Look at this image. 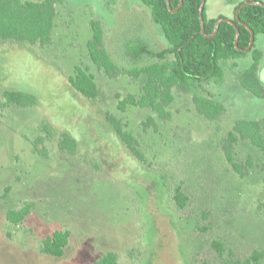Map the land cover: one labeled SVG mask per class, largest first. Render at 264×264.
I'll use <instances>...</instances> for the list:
<instances>
[{
  "label": "rangeland",
  "instance_id": "rangeland-1",
  "mask_svg": "<svg viewBox=\"0 0 264 264\" xmlns=\"http://www.w3.org/2000/svg\"><path fill=\"white\" fill-rule=\"evenodd\" d=\"M61 1L50 47L0 41V264H93L106 252L119 253L120 264H221L213 240L240 259L264 250V154L240 141L236 161L253 162L241 177L222 151L239 120L264 118V97L226 72L223 85L208 88L228 110L217 123L196 111L191 95L179 93L169 108L171 120L149 109L120 112L116 96H140L147 76L109 79L97 70L87 50L90 21L105 25L107 51L128 69L154 61L146 49L161 53L169 47L162 28L139 0ZM246 1L264 3L207 0V18L233 19ZM255 49L264 53V35L256 37ZM253 63L249 54L225 69L235 65L244 72ZM76 66L95 74L97 100L71 86ZM260 67L264 88V56ZM6 90L31 94L37 103L7 107ZM108 114L138 138L144 163L120 141ZM150 116L157 129L145 131L142 123ZM64 135L76 141L73 155L59 148ZM35 143L47 158L34 153ZM177 185L189 197L184 210L172 198ZM27 203L35 205L23 223L8 221L9 210ZM59 230L71 232L65 255L42 253L44 239Z\"/></svg>",
  "mask_w": 264,
  "mask_h": 264
},
{
  "label": "trees",
  "instance_id": "trees-1",
  "mask_svg": "<svg viewBox=\"0 0 264 264\" xmlns=\"http://www.w3.org/2000/svg\"><path fill=\"white\" fill-rule=\"evenodd\" d=\"M152 11L153 21L159 25L169 43V47L161 53H155L146 49L145 53L154 61L143 67L128 69L117 64L110 56L106 48L105 25L92 19L90 26L92 37L87 42V50L90 60L97 70L103 71L109 79L118 78L121 75H129L139 78L147 76V82L143 86L140 96L128 94L118 100L117 109L126 112L130 107L151 110L160 120H171L169 108L176 100V93L191 95L196 111L206 120L217 123L228 113L224 104L217 102L208 88L215 85H223L226 82V72H231L241 86L253 95L264 97V88L260 81V61L264 53L255 49L244 52L251 42V32L238 24L240 36L238 47L236 45L237 31L228 22H222L216 35L207 38L202 33L200 7L202 0H183L181 8L173 13L169 10L166 0H139ZM61 0H44L33 2L29 0H0V41H14L27 43L32 46L48 48L53 45L56 20ZM173 9L180 6L181 0H170ZM243 3L236 7V11ZM205 30L212 34L216 28L217 19H208L206 6L204 10ZM240 20L248 25L258 35H264V7L249 5L239 14ZM237 22L236 16L233 18ZM249 54L254 59L253 65L244 72H237L236 66L228 71L227 63L247 57ZM70 84L74 90L82 96L97 100L100 96V88L94 73L82 66L75 67V73L70 77ZM3 101L7 107L19 108L34 107L36 97L20 91H4ZM107 121L112 126L120 141L128 151L145 162L139 140L131 132L125 130L123 122L113 116L107 115ZM144 130L157 129V123L150 116L142 123ZM250 142L264 154V118L257 121L239 120L233 129L227 134L222 143V151L225 160L233 170L241 177L247 176V165L253 164L252 160L244 163L235 159L236 145L240 142ZM76 141L68 135H64L59 143L62 152L74 154ZM34 153L47 158V154L38 150L35 143ZM9 189V188H8ZM173 191V200L179 210H184L189 197L181 185H177ZM171 192V191H170ZM34 203H27L17 210H9L7 219L14 225H20L34 209ZM71 232L69 230L56 231L52 236L44 239L41 252L52 257H63L70 245ZM212 249L223 259L221 264H264V250L255 249L246 259L236 258L235 253L229 250L221 240H213ZM135 251H128L131 257ZM119 253L106 252L93 264H120Z\"/></svg>",
  "mask_w": 264,
  "mask_h": 264
},
{
  "label": "water",
  "instance_id": "water-1",
  "mask_svg": "<svg viewBox=\"0 0 264 264\" xmlns=\"http://www.w3.org/2000/svg\"><path fill=\"white\" fill-rule=\"evenodd\" d=\"M167 1V5H168V8L171 12L175 13L177 12L181 6L183 5V0H181V3H180V6L176 9H173L172 6H171V3H170V0H166ZM206 2L207 0H202V4H201V7H200V18H201V23H202V33L204 36H206L207 38H212L216 35L218 29H219V26L222 22H228L230 23L231 25H233L237 31V37H236V45L238 47V41H239V36H240V30L238 28V24L240 25H244L250 32H251V42L249 44V46L246 48V49H241L239 48V50H242L244 52H248L250 50H252L254 44H255V33L254 31L246 24H244L241 20H240V17H239V14L240 12L242 11L243 8L249 6V5H258V6H262L264 7V3L260 2V1H246L244 2L237 10L236 12V21H234V19H229V18H221L217 21L216 23V28L214 30V32L212 34H207L206 33V30H205V19H204V10H205V6H206Z\"/></svg>",
  "mask_w": 264,
  "mask_h": 264
}]
</instances>
